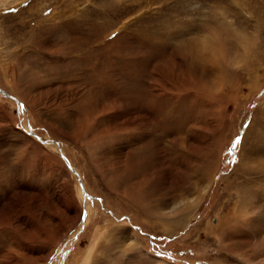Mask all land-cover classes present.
Listing matches in <instances>:
<instances>
[{
  "label": "rangeland",
  "instance_id": "1",
  "mask_svg": "<svg viewBox=\"0 0 264 264\" xmlns=\"http://www.w3.org/2000/svg\"><path fill=\"white\" fill-rule=\"evenodd\" d=\"M0 89V264H264V0H0Z\"/></svg>",
  "mask_w": 264,
  "mask_h": 264
},
{
  "label": "bare ground",
  "instance_id": "2",
  "mask_svg": "<svg viewBox=\"0 0 264 264\" xmlns=\"http://www.w3.org/2000/svg\"><path fill=\"white\" fill-rule=\"evenodd\" d=\"M6 93V92H5ZM0 94H1V92H0ZM2 95V94H1ZM10 94H8V97L7 98H10L11 96H9ZM2 96H4V95H2ZM4 97H6V96H4ZM11 98H13V97H11ZM149 98H151V96H149ZM14 99V98H13ZM36 138H38L39 140H41L37 135H35V134H33ZM42 142H43V140H41ZM50 142H52V141H50ZM50 142H48V141H44V143L45 144H50ZM56 147H58L57 145H56ZM58 149L60 150V151H62L61 150V148H59L58 147ZM80 177V176H79ZM80 182L83 184V182H82V179H81V177H80ZM246 218V217H245ZM247 219V218H246ZM244 220V219H243Z\"/></svg>",
  "mask_w": 264,
  "mask_h": 264
},
{
  "label": "water",
  "instance_id": "3",
  "mask_svg": "<svg viewBox=\"0 0 264 264\" xmlns=\"http://www.w3.org/2000/svg\"><path fill=\"white\" fill-rule=\"evenodd\" d=\"M0 92H1V94L2 95H4V96H6V97H8V94L7 93H5L3 90H1L0 89ZM16 102H19L18 100H16V99H14ZM63 158L65 159V157L63 156ZM70 168H71V170H72V172L76 175V176H78V173L72 168V166H70ZM80 181V180H79Z\"/></svg>",
  "mask_w": 264,
  "mask_h": 264
}]
</instances>
